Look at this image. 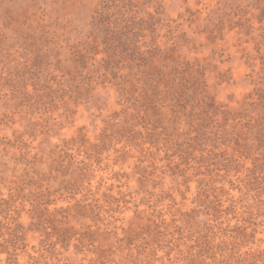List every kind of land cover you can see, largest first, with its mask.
Wrapping results in <instances>:
<instances>
[{
	"label": "rangeland",
	"instance_id": "374dc122",
	"mask_svg": "<svg viewBox=\"0 0 264 264\" xmlns=\"http://www.w3.org/2000/svg\"><path fill=\"white\" fill-rule=\"evenodd\" d=\"M259 3L260 0H0V192L9 197L10 188L18 192L21 178H27L24 167L30 166L24 164V148L20 150L18 139L26 141L33 154L39 153L45 162L38 161L37 167L46 169L56 143L71 140L81 129L91 144L96 143L106 121L122 110L119 91L108 82H93L91 89L72 93L71 99L67 95L64 99H68V106L60 97L47 106H32L31 96L26 94L35 93V87L45 93L43 85L75 91L79 81L72 74L76 51L86 48L88 67L100 66L106 53L96 54L93 45L97 41L98 49L106 48V29L127 25L141 34V44L153 45L155 37V43L176 59L199 61L206 72L209 93L232 108L240 107L261 81L263 50L255 43L264 30V20H258ZM122 117L130 119V112ZM3 141L15 142L16 146H6ZM123 145L118 144L120 152L110 149L97 153L95 146L78 143L73 151L79 152L81 159L93 161L95 168L91 184L86 182L87 188L79 196L85 194L93 202L95 199L109 219L119 217L114 223L129 228L131 233L158 229L171 233L169 242H151L154 232L146 233L149 241L137 242L147 246L146 251L138 250L141 246L134 248L137 262L131 264H150L151 260L156 264H189V245L199 240L200 233L208 228L219 242L222 232L235 233L232 229L237 223L258 231L255 241L248 244L253 255L246 264H264V194L247 192L245 180L251 162H233L235 168L220 170L214 164L208 167V162H172L165 150L158 152L155 147L151 154L146 147L132 145L123 155ZM57 184L52 183L54 187ZM34 189L38 190L26 185L21 196H16V208L25 207L22 220L27 226L31 222V204L26 199ZM58 204L67 202L59 200ZM219 204L225 211L216 219ZM112 207L121 212L105 211ZM192 216L193 224L187 223ZM90 220L89 216H77L73 223L79 228L77 221ZM30 228L34 229L28 230L27 250L38 257V264H91L90 257L98 256L76 248L74 243L67 248L59 244L60 254L46 251L42 240L56 239L53 225L49 224V236L47 231ZM119 232L124 235L121 228ZM178 240L186 242L181 249L176 245ZM151 246L158 248L153 256L149 255ZM169 247L174 248L171 259ZM129 250L125 244L119 253L126 256ZM32 262L27 253L21 254V264Z\"/></svg>",
	"mask_w": 264,
	"mask_h": 264
},
{
	"label": "trees",
	"instance_id": "16d2710c",
	"mask_svg": "<svg viewBox=\"0 0 264 264\" xmlns=\"http://www.w3.org/2000/svg\"><path fill=\"white\" fill-rule=\"evenodd\" d=\"M259 6L261 12L258 20L262 22L264 0H260ZM106 31V48L98 49L97 41L93 45L96 54L106 53L100 66L88 67L89 55L86 48L76 51V66L72 74L73 79L79 78V81L75 91H66L61 86L54 88L43 85L45 93L42 94L41 89L35 87V93L28 91L26 94L31 96L32 106L53 104L58 97L63 100L64 106H68V99H64L67 95L71 99L76 93L82 94L84 89H91L93 82H108L117 87L119 103L123 108L119 113L115 111L106 121L96 143L91 144L82 129L71 140L56 143L53 157L51 155V160L46 161V169L37 167L38 161L45 162L39 153L33 154L32 147L26 141L18 139L20 150L24 148V164L30 167H24L27 178H21L18 192L15 193L10 188L9 197L0 192V264H21L22 253L29 255L32 264L39 263L38 257L27 250L28 230L34 229L30 226L47 231L49 236L52 233L48 231V227L52 224L56 239H43V249L54 253L58 251L56 253L60 254L59 244L67 248L74 243L76 248L98 255L90 257L91 264L136 263L137 258L132 252L134 248L141 246L137 244L139 240L149 241L146 233L154 232L151 242L172 241L167 229L131 233L129 228L125 229L114 223L119 217L109 219L95 199L93 202L85 194L79 196L87 188L85 183L91 184L95 168L93 161L81 159L80 153L73 151V146L78 143L85 147L88 144L95 146L97 153L110 149L120 152L122 149L118 144L124 143L123 155L129 153L126 150L128 146L146 147L151 154L155 147L158 152L165 150L172 162L177 163V159L187 164H191V160L208 162V167L214 164L216 168L228 171L235 168L232 167L236 166L233 162L241 164L242 160V165L251 162L252 166H247L250 173H247L249 176L245 180L249 186L247 192L256 191V196L264 194V30L255 39L257 48L263 50L260 56L261 81L256 83L254 90L245 96L238 108L219 102L209 93L206 72L199 61L176 59L172 53L164 52L160 44L155 43V37L152 39L153 45H143L138 40L141 34L132 31L127 25ZM43 98L47 100L44 101ZM128 112L130 119H123V114ZM3 143L6 146H16L11 141ZM52 183H58L57 187ZM26 185L38 188L31 190L26 199L31 204L30 226L22 220L25 207L18 210L15 204L16 196H21ZM59 200L66 201L67 204L59 205ZM216 210L214 217L219 219L225 209L219 204ZM105 211L112 214L121 212L116 207ZM77 216H89L91 220L85 223L77 221L81 225L78 228L73 223ZM190 218L186 220L187 223L194 221L193 216ZM165 222L164 219L162 223ZM120 228L124 235L120 234ZM206 229V232L200 233L196 243L189 245L190 254L186 257L189 258V264H246L253 255L248 244L251 240L255 241L257 229L249 230L248 226L237 223L232 229L235 233L222 232L219 242ZM185 243L178 240L176 245L181 249ZM125 244L130 250L126 256L124 253L120 255ZM141 247L138 250L145 252L147 246ZM157 249L149 247V255L157 254ZM173 249L169 247L167 251L169 259ZM118 254L119 257H116ZM252 261L256 263L257 259ZM149 262L156 264L152 260Z\"/></svg>",
	"mask_w": 264,
	"mask_h": 264
}]
</instances>
